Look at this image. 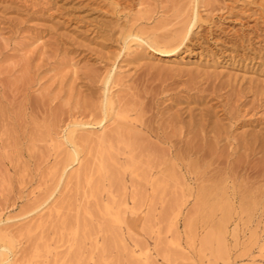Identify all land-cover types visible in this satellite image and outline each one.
<instances>
[{"label":"rangeland","instance_id":"obj_1","mask_svg":"<svg viewBox=\"0 0 264 264\" xmlns=\"http://www.w3.org/2000/svg\"><path fill=\"white\" fill-rule=\"evenodd\" d=\"M196 2L200 19L183 47L124 44L125 30L177 26ZM186 93L204 97L185 103L194 113L230 108L225 155L242 134L259 140L253 155L207 166L219 173L196 182L211 185L203 197L180 167L194 158L170 161L153 138L126 146L127 131L144 133L130 127L134 114L125 123L114 115L145 94L154 98L146 115L168 116ZM104 96L114 108L106 119L75 125L97 120ZM263 141L264 0H0V264H264V200L260 210L247 200L264 189Z\"/></svg>","mask_w":264,"mask_h":264},{"label":"bare ground","instance_id":"obj_2","mask_svg":"<svg viewBox=\"0 0 264 264\" xmlns=\"http://www.w3.org/2000/svg\"><path fill=\"white\" fill-rule=\"evenodd\" d=\"M193 1V0H192ZM194 3V2H193ZM174 6V5H173ZM197 2H196V6L194 7L191 6V10L189 12L188 15H186L184 18H180V20L177 22V26H174V24L172 23V25L174 26H170L171 28L168 29H164L162 31H160L159 33H153L151 34V36H144L142 34V30L139 33V31H133L132 30H128L122 34L123 35V42L126 45L127 43H131V42H136V43H140V44H147L149 47L153 48V49H158L160 50V52H172L175 51L176 49L183 47L185 42L189 40V38L191 37L193 31L192 29L195 27V25L197 24L198 20L200 19V15L199 12L197 10ZM178 11V10H177ZM185 11V9H184ZM187 11V10H186ZM181 12V11H180ZM181 14V13H180ZM178 15V14H177ZM176 16V15H175ZM179 19V18H178ZM173 20V19H172ZM170 22V20H169ZM165 24V23H164ZM163 24V25H164ZM162 25V27H164ZM176 25V24H175ZM157 27V26H156ZM130 28V27H129ZM155 29V28H154ZM146 34L147 31H146ZM127 46V45H126ZM125 46V47H126ZM104 85L106 83H108V77H106V79H104L103 81ZM106 88V87H105ZM144 93V92H143ZM193 94V93H192ZM192 94L190 93H186V95L183 98H172V103L177 105V109L170 115L165 116L164 113L160 114V115H156L155 112V116H148L146 115L149 110L151 109V106L153 105H149L148 101L149 100H153L154 98H149V95L146 96L144 94V96H138L137 94H135V98L134 102L132 103L133 107L130 109L125 110L124 114L122 113L121 110H118L117 112L114 111V115L115 116H120L124 119V123L125 121L128 120V118H130V115L134 114L135 118L132 117V119L128 120V122H130V127L132 126L134 129L137 128L138 126V130L144 133V134H132L127 131L125 134L126 135L125 138L129 143L126 144V146L128 145H134L137 146V148H140V150L144 147V145H142L141 143H139L140 141L143 140L147 141L148 143H150V139L153 138L155 140H157L158 142H160L161 144H164L166 146V152L165 154L168 157V160H187L188 159H192L193 158L196 160V162H192L191 164L187 163H183L180 164L182 170L187 174L186 176V180L190 181L191 183H196V182H203L205 183L206 180H211L213 177H215L219 172L216 170V168H212L209 169L211 163L218 161V163H220L221 159H225L230 153L233 154L235 153V151H240V156L239 157H243V158H247L249 155H251L252 153H255V149L257 147L256 143L258 140L256 135H253L252 138H249V140L245 139V137L247 136V134H242L240 136H242V138H240V140H236L237 141V146L235 145V147H232L231 150L228 152V154L225 155V149L224 148H220V142L224 139L228 140V134H227V129L228 127H231L233 124H235L234 122V116L233 114L229 111L226 110L225 108L222 109V114H218L217 111H215V109H212V105H209L207 107H200L198 109V112L194 113V108H186V104L190 103V102H194L196 104H200L203 102L204 97H195L192 96ZM229 95V94H228ZM152 96V95H151ZM154 96V95H153ZM214 97V96H213ZM215 97H217V95H215ZM219 97H221V95H219ZM212 98V97H211ZM233 98V97H232ZM132 100V99H131ZM243 100V99H242ZM111 99L108 96H104L103 97V113L98 117L97 120H95L94 122H81V123H77L75 125L77 126H83V125H100L105 119H106V110L109 109L111 106ZM155 101V100H154ZM238 101V99H237ZM153 102V101H152ZM206 102V101H205ZM113 103V102H112ZM186 103V104H185ZM214 103V102H213ZM148 104V105H147ZM185 104V105H184ZM241 104V103H240ZM102 105V104H101ZM131 105V106H132ZM156 106V105H155ZM181 106V107H180ZM198 106V105H197ZM216 107V106H215ZM236 107V106H235ZM239 107V106H238ZM237 107V108H238ZM112 109H114L112 107ZM240 109V108H239ZM116 110V109H115ZM156 110L157 107H156ZM218 110V109H216ZM220 110V109H219ZM113 111V110H112ZM153 111V110H152ZM155 111V110H154ZM235 111V110H234ZM158 112V111H157ZM187 112V117L188 119H184L186 116H183L184 113ZM235 113V112H234ZM238 113V111H237ZM236 113V114H237ZM235 115V114H234ZM113 116V115H111ZM237 117V116H236ZM97 118V117H96ZM95 118V119H96ZM120 118V119H122ZM155 118V119H154ZM242 119V118H241ZM119 120V118H118ZM123 122V121H122ZM237 122V121H236ZM239 123V122H238ZM236 123V124H238ZM156 124V125H154ZM129 127V128H130ZM133 129V130H134ZM136 129V130H137ZM231 130V129H230ZM74 132L75 129H69L65 135V139L66 141L70 144V146L72 147V150L69 151L68 157L70 158V160L74 161L76 159V156L78 155V152L76 150V148L74 147L76 144L75 142V136H74ZM112 132V131H111ZM134 132V131H133ZM136 132V131H135ZM108 133V132H107ZM107 133H102L100 134V139L101 140H105V139H110ZM245 133V131H244ZM260 134V133H259ZM84 135V134H82ZM112 135V133H111ZM119 137L121 134H119ZM116 136V135H115ZM115 136H111L115 137ZM117 137V136H116ZM117 137V139L119 138ZM251 137V136H250ZM262 137V135H261ZM84 139V136L82 137ZM81 138V139H82ZM90 138V137H89ZM99 138V137H98ZM97 138V139H98ZM64 139V140H65ZM110 139V140H111ZM115 139V138H114ZM121 139H123L121 137ZM87 140V139H86ZM99 140V139H98ZM109 140V141H110ZM106 141V140H105ZM104 141V142H105ZM118 141V140H117ZM122 141V140H121ZM125 140H123L124 142ZM134 141V142H133ZM235 141V140H233ZM239 141V143H238ZM83 142V141H80ZM146 142V143H147ZM231 142V141H230ZM108 143V142H107ZM264 143V141H263ZM124 144V143H122ZM141 144V145H140ZM223 144V143H222ZM150 145V144H149ZM225 145V144H224ZM229 145V144H228ZM264 145V144H263ZM98 146V145H97ZM102 146V145H101ZM141 146H143L141 148ZM74 147V148H73ZM130 147V146H128ZM133 147V146H131ZM146 148V146H145ZM260 150L262 151V153L264 152V146L259 147ZM135 149V148H132ZM148 149V148H146ZM144 149V150H146ZM139 150V149H138ZM154 150V149H153ZM106 151V150H105ZM129 151V150H128ZM137 151V150H136ZM135 151V152H136ZM143 151V150H142ZM233 151V152H231ZM102 152V151H101ZM139 152V151H138ZM148 152V151H147ZM137 153V152H136ZM141 153V151L139 152ZM142 154V153H141ZM163 155V154H162ZM160 155V156H162ZM253 155V154H252ZM263 155V154H262ZM231 156V155H229ZM233 156V155H232ZM133 160V159H132ZM166 160V158H165ZM167 161V160H166ZM165 161V162H166ZM224 161V160H222ZM69 162V161H68ZM103 162V161H102ZM200 162V163H199ZM226 162V161H225ZM242 162V160H241ZM171 163V162H170ZM169 163V164H170ZM175 163V161H174ZM168 164V165H169ZM172 164V163H171ZM170 164V165H171ZM173 165V164H172ZM215 165V164H214ZM235 165V164H234ZM242 165V164H241ZM264 165V164H262ZM212 166V165H211ZM227 166V165H226ZM173 167V166H171ZM170 167V168H171ZM175 167V165H174ZM215 167V166H212ZM217 167V166H216ZM239 167V165H238ZM255 167V166H254ZM261 167V166H260ZM178 168V167H177ZM219 168V166L217 167ZM243 168V166H242ZM172 169V168H171ZM179 169V168H178ZM257 169V168H256ZM260 169V168H259ZM264 170V167L261 168ZM173 170V169H172ZM175 170V168H174ZM173 170V171H174ZM214 170V171H213ZM220 170V169H219ZM227 170V169H226ZM235 170V169H234ZM177 171V169H176ZM174 171V172H176ZM213 171V173H212ZM221 171V170H220ZM257 171V170H256ZM256 171L254 172V177L257 174ZM226 172V171H225ZM232 172V171H231ZM236 172V171H235ZM252 173L251 171H248ZM247 172V173H248ZM258 172V171H257ZM168 173V172H167ZM181 175V173H179ZM259 174V173H258ZM168 175V174H167ZM176 175V174H175ZM179 175V176H180ZM264 175V174H263ZM160 176V175H159ZM169 176V175H168ZM172 176V175H171ZM171 176H169V178H171ZM221 176V175H220ZM245 176V175H244ZM247 176V174H246ZM251 176V175H250ZM253 176V173H252ZM249 177V176H248ZM259 177V176H258ZM168 178V177H167ZM168 178V179H169ZM228 178V177H227ZM261 179V175L259 177ZM155 179V178H154ZM215 179V178H214ZM219 179V178H218ZM231 179H233V177H231ZM164 180V179H163ZM172 180V178L170 179ZM182 180V177H181ZM217 180V179H216ZM222 180V179H220ZM247 180V179H246ZM259 180V179H258ZM264 180V179H263ZM174 181V180H173ZM234 181V179H233ZM257 181V180H256ZM255 181V182H256ZM210 182H215L213 180H211ZM226 182V181H225ZM251 183V181H249ZM254 182V181H253ZM167 183V182H166ZM198 183V184H199ZM192 184V185H193ZM197 184V183H196ZM195 184V185H196ZM197 184V193L200 195L198 196V194H196L198 197H203V194H206V189L209 185V187L211 186L210 184L207 185V187H205L204 185H202V183L198 186ZM234 184V183H233ZM249 184V183H247ZM175 185V184H174ZM183 185V184H182ZM206 185V184H205ZM214 184H212L213 187ZM217 185V184H216ZM243 185V184H241ZM251 185V184H250ZM254 186V184H253ZM181 187V185H180ZM183 187V186H182ZM191 187V186H190ZM196 187V186H195ZM194 187V188H195ZM215 187V186H214ZM228 187V186H227ZM239 187V186H238ZM249 187V186H248ZM258 187V186H257ZM192 188V187H191ZM234 188V187H233ZM231 190L232 192V198L236 195V189ZM251 188V187H250ZM249 188V189H250ZM188 189V188H187ZM209 189V188H208ZM228 189V188H227ZM248 189V188H247ZM244 190V188H243ZM253 190V189H252ZM250 189V191H252ZM208 191V190H207ZM229 191V190H228ZM245 192V191H244ZM183 193V192H182ZM188 193V192H187ZM196 193V192H195ZM222 193V192H221ZM226 193V192H225ZM252 193H254L252 196H250V198H247L252 200L249 201L252 205H254L256 208L259 205V207L261 208L262 206V200H264V189L262 188L261 190L259 189L258 193L256 191H253ZM256 193V194H255ZM248 194H249V190H248ZM184 195V194H183ZM195 195V196H196ZM220 195V194H219ZM225 195V194H224ZM196 196V197H197ZM222 196V194H221ZM228 195H225V198ZM244 195H240V197ZM181 197V195H180ZM221 198V197H220ZM185 199V197H184ZM196 199V198H195ZM198 199V198H197ZM201 199V198H200ZM200 199H198L197 201H199ZM230 199V197H229ZM235 199V197H234ZM245 199V198H244ZM181 200V198L179 199ZM202 200V199H201ZM200 200V202H201ZM221 200V199H220ZM183 201V200H182ZM181 201V202H182ZM186 201V199H185ZM185 201L184 204H185ZM210 199H209V203H210ZM243 201V200H242ZM241 201V202H242ZM164 202V201H163ZM180 203V201H178ZM203 202H207V201H202L201 203L203 204ZM219 202V201H218ZM247 202V203H248ZM177 203V202H176ZM178 203V204H179ZM196 203V202H195ZM208 203V204H209ZM212 204V203H211ZM243 204V203H242ZM181 205V204H179ZM233 205V204H232ZM261 205V206H260ZM198 206V205H196ZM249 206V205H248ZM192 207H194V205H192ZM199 207V206H198ZM205 207V206H204ZM208 207V206H207ZM254 207V208H255ZM259 207L257 209H259ZM264 208V207H263ZM206 209V208H205ZM210 209V208H209ZM252 209V208H251ZM256 209V210H257ZM238 210V209H237ZM260 210V209H259ZM264 210V209H263ZM229 211V210H228ZM222 212V211H221ZM223 213V212H222ZM232 213V212H231ZM260 213H263L260 212ZM264 215V214H263ZM246 216V215H245ZM211 217V216H210ZM228 217V216H227ZM226 216L222 215L220 217V222L223 221L226 222L227 218ZM241 217V216H240ZM239 217V218H240ZM261 217V216H260ZM242 218V217H241ZM239 220V219H238ZM229 221V220H228ZM222 223V222H221ZM226 225V223H224ZM229 224V223H228ZM257 226V225H256ZM223 228V227H222ZM210 229V228H209ZM221 230V229H220ZM223 230V229H222ZM264 230V229H263ZM209 232V231H208ZM263 232V231H262ZM207 233V232H206ZM208 234H212V232L208 233ZM214 234V233H213ZM212 234V235H213ZM258 234V233H257ZM211 235V236H212ZM219 236V235H217ZM6 237V236H5ZM210 237V236H209ZM2 240V236L0 237ZM211 238V237H210ZM251 238V237H250ZM208 239V238H207ZM257 239V238H256ZM206 240V239H204ZM217 240H219L217 238ZM207 241V240H206ZM8 242V241H7ZM256 242V241H255ZM264 242V241H263ZM261 245V244H260ZM259 245V246H260ZM258 247V246H257ZM261 248V247H260ZM261 250V249H260ZM8 251V248L3 246L1 248L0 251V255L4 256L3 254H5ZM259 251V250H258ZM7 254V253H6ZM7 258V257H6Z\"/></svg>","mask_w":264,"mask_h":264}]
</instances>
